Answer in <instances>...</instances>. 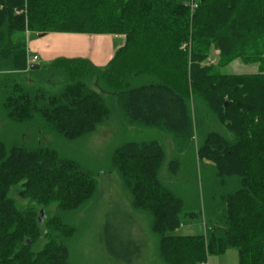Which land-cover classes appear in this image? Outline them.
I'll return each instance as SVG.
<instances>
[{
	"label": "trees",
	"instance_id": "obj_1",
	"mask_svg": "<svg viewBox=\"0 0 264 264\" xmlns=\"http://www.w3.org/2000/svg\"><path fill=\"white\" fill-rule=\"evenodd\" d=\"M25 31L125 37L105 65L56 57L30 69ZM235 60L258 70L225 73ZM106 95L128 126L168 134L204 170L188 205L159 176L166 152L157 140H128L111 154L131 206L150 218L162 261L207 264L235 249L238 264H264V0H0L3 120L38 122L73 141L113 114ZM180 165L173 158L169 171ZM96 189L91 172L58 148L0 138V264H68L76 229L64 214ZM198 217L204 232L173 233Z\"/></svg>",
	"mask_w": 264,
	"mask_h": 264
},
{
	"label": "rangeland",
	"instance_id": "obj_2",
	"mask_svg": "<svg viewBox=\"0 0 264 264\" xmlns=\"http://www.w3.org/2000/svg\"><path fill=\"white\" fill-rule=\"evenodd\" d=\"M29 34V31L27 33L25 31L26 43L28 40L38 39L37 35ZM30 52L32 54L33 49ZM217 56L218 52L212 51L209 61L216 62ZM43 58L33 64L40 68L48 65L49 62ZM223 70L225 73L240 74L254 73L258 69L256 64H244L240 60H235ZM32 73L23 75V80L33 78ZM59 87L60 85L56 86ZM106 98L113 114L94 132L77 140H64L42 129L38 122L5 121L2 118L4 111L1 107L0 138L8 144L52 145L64 155L78 160L95 177L97 189L93 197L79 209L64 214V220L76 229L73 236L66 240L69 249L68 264H165L159 256L158 238L149 227L150 218L131 206L128 190L123 186L118 173L111 167V154L114 148L128 140H157L166 152L159 176L165 184L181 195L188 205L196 199V195L201 194L200 180L204 170L190 149L179 153L168 134L154 128L128 126L115 100L107 95ZM211 128L222 130L213 122ZM175 157H179L181 167L177 173H171L169 162ZM19 202L22 205L30 203L28 200ZM55 206L53 203L46 207L43 215H52ZM202 232L203 219L198 217L180 226L173 233L194 235ZM44 242L45 239L40 238L33 245V249L42 247ZM225 255V258H221L225 259V264H233L231 258L236 264L235 249H228ZM211 257L218 259V255L209 256L210 259Z\"/></svg>",
	"mask_w": 264,
	"mask_h": 264
},
{
	"label": "crops",
	"instance_id": "obj_3",
	"mask_svg": "<svg viewBox=\"0 0 264 264\" xmlns=\"http://www.w3.org/2000/svg\"><path fill=\"white\" fill-rule=\"evenodd\" d=\"M124 37L122 34L48 33L38 36V39L34 41H27V57L35 54L38 55V60L44 57L43 59L48 62L56 57H82L90 59L96 65L102 66L111 59L114 51L123 45ZM30 48L33 49L32 54ZM27 68H30V66ZM225 254L226 252L218 255L216 260L213 257L209 258L207 264H225V259H221L225 258ZM231 261L234 264L232 258ZM236 264H238V260H236Z\"/></svg>",
	"mask_w": 264,
	"mask_h": 264
},
{
	"label": "built area",
	"instance_id": "obj_4",
	"mask_svg": "<svg viewBox=\"0 0 264 264\" xmlns=\"http://www.w3.org/2000/svg\"><path fill=\"white\" fill-rule=\"evenodd\" d=\"M22 10H17L15 13L20 14ZM27 33V31H26ZM27 35V34H26ZM38 60V55H28L27 57V67H29L31 64L35 63ZM209 60V59H208ZM210 62V61H209ZM211 63V62H210Z\"/></svg>",
	"mask_w": 264,
	"mask_h": 264
},
{
	"label": "water",
	"instance_id": "obj_5",
	"mask_svg": "<svg viewBox=\"0 0 264 264\" xmlns=\"http://www.w3.org/2000/svg\"><path fill=\"white\" fill-rule=\"evenodd\" d=\"M42 35H44V34H41V36ZM37 68H39V66L37 64H31L30 65V69H37ZM42 215H43V212L40 213V217H39L40 220H41Z\"/></svg>",
	"mask_w": 264,
	"mask_h": 264
}]
</instances>
